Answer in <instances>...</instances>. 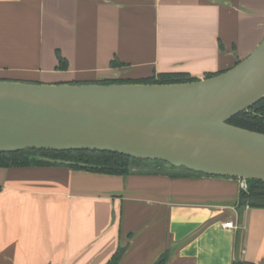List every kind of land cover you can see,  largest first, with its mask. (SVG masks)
<instances>
[{
	"label": "crops",
	"instance_id": "obj_1",
	"mask_svg": "<svg viewBox=\"0 0 264 264\" xmlns=\"http://www.w3.org/2000/svg\"><path fill=\"white\" fill-rule=\"evenodd\" d=\"M263 39L264 0H0V79H204ZM135 171L0 168V264H106L119 248V264H264V208L238 206L241 179Z\"/></svg>",
	"mask_w": 264,
	"mask_h": 264
},
{
	"label": "water",
	"instance_id": "obj_2",
	"mask_svg": "<svg viewBox=\"0 0 264 264\" xmlns=\"http://www.w3.org/2000/svg\"><path fill=\"white\" fill-rule=\"evenodd\" d=\"M263 99L264 39L235 67L193 82L0 79V154L110 152L210 176L264 182V134L228 123Z\"/></svg>",
	"mask_w": 264,
	"mask_h": 264
},
{
	"label": "trees",
	"instance_id": "obj_3",
	"mask_svg": "<svg viewBox=\"0 0 264 264\" xmlns=\"http://www.w3.org/2000/svg\"><path fill=\"white\" fill-rule=\"evenodd\" d=\"M122 65L123 63L116 59L111 61L112 67H121ZM66 67V60L60 58L58 68L65 69ZM218 74H220V72L207 73L205 78H210ZM196 80L199 79L184 72H163L140 79L108 78L98 80L93 83L172 84L193 82ZM228 123L236 127L264 134V99L250 109L234 116L228 121ZM41 158L63 160L78 164H87L88 167H81L79 165H71L68 167L111 175L127 176L136 172L135 169H137L138 172H142L143 174H162L172 178L186 177L190 174L210 176L189 171L185 168L173 167L159 160H138L116 153L91 151L27 150L14 153H2L0 154V168L54 165L42 160ZM163 166H168L169 170L163 169ZM238 206L240 208H245L246 206L252 208H264V182L258 180H248V190H242ZM124 249L119 248L106 264H119ZM169 255V252L165 253L156 264H165L169 258ZM235 264L251 263H243L238 261Z\"/></svg>",
	"mask_w": 264,
	"mask_h": 264
},
{
	"label": "built area",
	"instance_id": "obj_4",
	"mask_svg": "<svg viewBox=\"0 0 264 264\" xmlns=\"http://www.w3.org/2000/svg\"><path fill=\"white\" fill-rule=\"evenodd\" d=\"M242 189L244 191H247L248 190V181L242 180ZM224 226L225 227H228V228L230 227V228L239 229V227L237 225H235L232 221H229V222L224 223Z\"/></svg>",
	"mask_w": 264,
	"mask_h": 264
},
{
	"label": "rangeland",
	"instance_id": "obj_5",
	"mask_svg": "<svg viewBox=\"0 0 264 264\" xmlns=\"http://www.w3.org/2000/svg\"><path fill=\"white\" fill-rule=\"evenodd\" d=\"M113 79H115V78H113ZM118 79H120V78H118ZM121 79H129V78H121ZM163 169H168L169 170V167L168 166H163Z\"/></svg>",
	"mask_w": 264,
	"mask_h": 264
}]
</instances>
